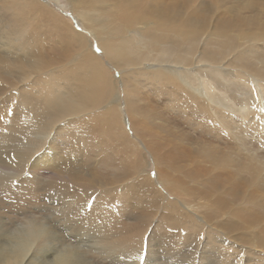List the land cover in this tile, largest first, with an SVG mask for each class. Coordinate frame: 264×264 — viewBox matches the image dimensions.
<instances>
[{
	"label": "bare ground",
	"instance_id": "1",
	"mask_svg": "<svg viewBox=\"0 0 264 264\" xmlns=\"http://www.w3.org/2000/svg\"><path fill=\"white\" fill-rule=\"evenodd\" d=\"M228 1L0 0V195L45 211L0 210V264L264 255V23Z\"/></svg>",
	"mask_w": 264,
	"mask_h": 264
},
{
	"label": "rangeland",
	"instance_id": "2",
	"mask_svg": "<svg viewBox=\"0 0 264 264\" xmlns=\"http://www.w3.org/2000/svg\"><path fill=\"white\" fill-rule=\"evenodd\" d=\"M208 1H210V2H208V6L210 7L211 0H208ZM248 1H252L254 3V6H253V9H251L252 11H249L247 9H243L242 12L244 13V16L257 15V19L260 21V23L261 22L264 23V0H229L228 3H227V5H224V6H230L229 13L232 14V11H233L234 7L235 8L237 7V9H239V6H241L242 3L245 4ZM63 4L60 7L59 6H56V7H58L59 9H62V14L64 16L70 17L72 15V13L69 10V6L68 5H65V3H63ZM223 11H225V10L223 9ZM227 13L224 14V12H221V10H220L218 12V14H216V16L217 17H221L223 15H229ZM73 22H74V20H73ZM93 44L95 46V41H94ZM259 45L262 46L261 43ZM70 58L72 59V61L73 60L76 61L75 56H72ZM48 69H52V68H48ZM48 74H49V72L46 70L45 77ZM116 74L117 73H115V76H116ZM122 116L124 117V127H125L126 131L128 132V134L131 135V131L128 130L127 120L125 118V114H124L123 111H122ZM251 132L252 131H248V133H251ZM255 134H256V132L253 133V134H250L249 136L244 135V138H246V140L248 141L247 143H249V145H252V147H254V148H258L259 152L264 151V147L262 146L261 142H259V138L257 136H255ZM53 139H57L56 135L53 136ZM148 173H149V175H152L153 174V170L150 169ZM43 174L47 175L46 172H44ZM161 188L162 189L160 191L164 195H166L167 198L173 200L172 197H168V194L167 193H164V188L163 187H161ZM158 189H160V188H158ZM41 194H44V193L42 192ZM44 198L46 199L47 197L44 196ZM32 199H33L32 197H26V198H23V199H20V200L19 199L12 200L11 197H10V195H3L2 194V195H0V210L2 212H4V213H7L9 216L13 217L14 220H16L17 218L26 219V216H29L30 215V212H27V210L31 209L32 206L35 207V211H33V212L31 211V215H35L36 214V216H40V214H44L45 211H43V210H41V208H39V202H41L42 200L41 199H37V198H35L33 200ZM22 200H24V201H22ZM47 202H48V206H51V204H50L51 199L49 198V196H48V201ZM10 203H12V205L9 208L8 207L7 208H4V209L2 208L4 206V204H6L7 206H9ZM89 205H90V203H89ZM56 207L58 209L57 211L47 210V213H48V215L49 214H52L53 217H55V218L57 217L59 219H62V213H65L66 214L67 204L65 203L64 205H58ZM16 209H18V210H16ZM125 212H126V210L124 211V213ZM46 218H49V220L51 219V217H46ZM130 219H131V217L128 218L127 220H130ZM65 232H67V234H68V231H65ZM65 236H67V235H65ZM199 237L201 239L200 240V243H202V241H204L205 235L204 234L203 235L201 234ZM178 239L179 238H177L176 240H178ZM154 246H156V243L155 242H154ZM190 247L197 248V249L200 248V247H195L192 244L190 245ZM230 251L232 253V250H230ZM231 255H232L233 260H235V259L238 260V264H251L253 262L255 264H264V255L263 254H259V253H254L253 251L245 252V250H241L239 252L237 251V254L236 253H232ZM94 256H95V259H98V260L102 261L97 255H94ZM114 260L117 263L120 261V264H121L123 262H126L127 261V258H121V257L119 258L118 257V258H116ZM107 262H108V260H105L104 261V263H107ZM128 262H130V261H128Z\"/></svg>",
	"mask_w": 264,
	"mask_h": 264
},
{
	"label": "snow or ice",
	"instance_id": "3",
	"mask_svg": "<svg viewBox=\"0 0 264 264\" xmlns=\"http://www.w3.org/2000/svg\"><path fill=\"white\" fill-rule=\"evenodd\" d=\"M97 51H99V49L97 48L96 49ZM11 110L9 109V112H10ZM13 159H15V157H13ZM30 173H25V175H29ZM13 184H15L16 183V181H13L12 182ZM139 252H140V254L138 255V259L140 260V261H144L145 260V255H144V249H143V247H142V249L141 250H138Z\"/></svg>",
	"mask_w": 264,
	"mask_h": 264
}]
</instances>
